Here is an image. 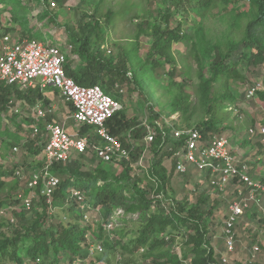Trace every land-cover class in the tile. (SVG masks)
Instances as JSON below:
<instances>
[{
	"label": "rangeland",
	"instance_id": "rangeland-1",
	"mask_svg": "<svg viewBox=\"0 0 264 264\" xmlns=\"http://www.w3.org/2000/svg\"><path fill=\"white\" fill-rule=\"evenodd\" d=\"M48 1L39 4L40 0H0V19L6 30L15 38L33 37L45 43L58 45L65 52L69 64L78 68L82 61L76 54L77 45L72 43L70 31L78 32L81 21L98 18L101 23V34L99 38L92 35L91 50L98 56L105 54L111 58L112 64L119 69L122 59L128 61V66L123 70L125 76L108 74L105 78L110 81L106 84L110 88L107 91L117 95L123 104V109L118 114L120 122H140L152 112L159 114L157 119L160 123L165 125L166 119L175 126H185V118L193 126L203 118L212 117L218 121V134L226 136L233 146H236V153L242 159L252 155V148L245 142L244 133L250 125L264 122V104L256 96L251 99L246 98L245 88L254 81L264 83V68L241 63L237 69L243 74V80L230 78L225 83H215L217 91L212 95L213 101L210 102L212 109L209 113L200 93V81L203 77L206 79L210 76L208 69L210 60L215 57L218 50L223 52L232 50V43L241 38L248 19V13L244 15L243 12L249 6L250 0H230L228 4H224L221 0H213V8L203 16L193 9L198 5L199 0ZM51 3L55 5L52 6ZM43 10H50L56 16L46 15L48 13H43ZM107 14L110 15L109 21L106 20ZM199 24L202 31L198 30ZM154 28L159 32L178 30L181 35L186 34L193 39L186 43L172 41L166 46V50L164 49L166 55L161 58L156 51L151 58L156 64L153 66L147 60V56L157 37V34L151 35ZM31 90H34L32 94H35L36 88ZM27 91L25 95L27 97L19 104V113L13 110L15 100L10 101L5 109H1L0 105V200L10 195L13 197L18 188H24L25 177H15L14 172L23 167L25 176L28 171L37 168L38 159L30 153L29 147H37L45 141V136L33 134L31 128L33 120L31 121L32 117L26 108L40 102L33 101L31 97L33 95L29 90ZM227 93L233 96V100L222 99V95ZM55 98L50 99L47 91L42 94L41 103L54 106V114L46 119L66 122L68 131H74L76 125L69 117L72 105L65 102L59 93ZM179 98L185 100V105L183 104L181 109H176L175 100ZM230 106L236 107L237 113L231 111ZM123 132L118 135L123 137L126 143V135H123L126 131ZM33 139L37 140L33 141ZM135 139L136 142L137 139L141 142L140 135L135 136ZM14 146L18 147V151L13 152ZM139 155L135 156L137 159L134 163L137 162ZM73 161L67 164L72 166ZM156 162H159V167L165 170L167 176L165 195H162V190L158 186V178L149 174V169L151 170ZM142 164L144 168L137 167L127 173L116 165L97 161L92 155H84L78 159V164L74 165L75 171L79 170L84 175L95 174L96 169L101 168L107 179L121 187L118 201H115L117 205L110 208L112 217L116 220L112 221V217L109 218L111 214L108 218L104 217L100 198L97 205L94 203L96 200L92 202L89 199L91 209L88 212L89 221L86 222L89 223L90 228L85 233V239L79 240L82 257L71 260L68 255V258H63L64 254L59 249L57 256L61 259H58L56 264H153V256L145 255L142 248L140 251L131 252L130 247L123 249L121 245L130 240L134 231L140 226L137 212L122 213L128 200L136 196L137 192L143 193L148 200H152L153 207L163 209L164 213H170L173 207L178 210L174 204L175 200L183 201L190 206L202 195L205 199L202 207L207 209L204 218L209 243L216 258L224 264H264V204L262 209L252 207L239 219L236 225L235 249L232 253H228L223 240V221L231 194L215 191L209 184L208 176L203 172L196 170L194 172L190 168V174L177 173L173 169L168 152L162 150V147L152 145L144 154ZM52 173L62 182L71 177L81 178L79 184L85 188L91 198L97 188L106 182L103 179L93 182L83 174L73 176L70 172L56 168ZM159 194L162 197H158ZM120 197L125 200L118 204ZM69 206L75 210L74 205ZM68 209L70 208L61 210L66 218L71 214ZM119 210L122 212L117 213ZM106 218L110 219L111 225L104 229V239L97 238L101 222H106ZM86 222H81L80 225L84 227ZM175 225L163 231L166 239L170 238L173 244L169 255L159 260L162 264H175L171 255L182 254V250L187 246L194 249L195 241L191 239L194 237V231L189 227V223L175 222ZM106 240L109 242L108 247L105 246ZM118 240L122 243H117ZM98 242L102 245V250H93L94 252L91 253V245ZM255 246L258 247L257 250L254 249ZM223 256L226 258L225 261L222 259ZM190 258L189 254L183 260L188 261ZM51 260L42 256L41 264L52 263ZM186 261L184 264H187ZM36 262L39 261L33 262L26 257L22 264H36Z\"/></svg>",
	"mask_w": 264,
	"mask_h": 264
},
{
	"label": "built area",
	"instance_id": "built-area-1",
	"mask_svg": "<svg viewBox=\"0 0 264 264\" xmlns=\"http://www.w3.org/2000/svg\"><path fill=\"white\" fill-rule=\"evenodd\" d=\"M51 5L54 6L55 3ZM65 63L66 54L58 45L36 38H15L0 19V82L15 85L21 91L36 88L41 94L48 91V88L57 90L61 98L72 105L69 117L76 125V129L70 132L66 122L47 120L54 114V106L43 105L41 100L40 103L27 106L31 121L33 120V134L45 136V141L40 160L36 161L38 167L28 171L25 176L23 167L16 168L15 171L16 177H25L24 188L14 195L23 209L32 208L39 190L49 208L54 210L55 190L61 184L60 178L50 171L55 163H65L74 155L89 154L102 163L117 165L126 162L134 169L144 168V154L161 135L159 147L168 152L177 173H188L190 168L203 172L215 191L231 194L223 221V240L226 252L232 253L239 219L252 207L262 209L264 204V123L250 125L246 129L244 140L252 148V155L246 159L236 153V146L224 135L214 132L204 134L195 126H175L166 119L164 125L149 115L126 131L124 143L107 128V121L123 109L120 99L102 89L99 84L76 83L67 75ZM261 90H264V83L254 81L245 88V97L254 98ZM229 109L237 113L236 107L230 106ZM13 110L19 113V105ZM84 126H87L85 131ZM40 127L43 133L40 132ZM137 128L141 130V142L139 139L136 142L135 139ZM140 145L144 149L134 163L132 155ZM15 151H18L17 146L13 147V152ZM158 197L162 195L159 194ZM64 204L76 206L82 214V221H89L91 206L86 201L84 189L70 185L66 189ZM121 212L119 210L117 213ZM0 216L11 223L15 222L12 207L0 206ZM111 219L116 220L113 217ZM108 225H111L110 219L103 223V228L107 229ZM90 248L93 253V250L101 251L102 245L98 242ZM254 249L257 250L258 247L255 246ZM222 259L226 260L224 256Z\"/></svg>",
	"mask_w": 264,
	"mask_h": 264
},
{
	"label": "trees",
	"instance_id": "trees-1",
	"mask_svg": "<svg viewBox=\"0 0 264 264\" xmlns=\"http://www.w3.org/2000/svg\"><path fill=\"white\" fill-rule=\"evenodd\" d=\"M43 1L49 2L48 0H40L39 4H43ZM221 1L224 4L231 2L230 0ZM213 6V0H199L198 5L194 6L193 9L196 10L199 15L203 16L206 14V12L212 9ZM45 12L48 13L46 15L51 14L56 16L54 13L50 12V10H43V13ZM246 13H248V19L245 23L244 29L242 30L241 38L232 43V50L228 49L224 52L221 50L217 51L215 57L209 62L208 69L210 76L206 79L203 77V79L200 81V93L205 100L204 102L208 113L212 109V106H210V102L213 101L212 95L217 91V87L214 86L215 83H225L230 78L243 80V74H241L237 69V66L241 63L253 66H262L264 68V0H250L249 6L246 8L243 14L245 15ZM84 16L86 15L84 14ZM109 19L110 15L107 14L106 20L109 21ZM198 30L202 31L201 24L198 25ZM177 31L171 30L168 32H159L157 28L153 29L151 35L155 36V34H157V37L153 42L151 50L147 56V60L152 63L153 66H156V64L152 62L153 60L151 58H153L152 56H154L156 51H158V54L161 58L166 55V46L172 43V41H182L186 43L187 41H191L193 39L192 36L186 34L181 35L180 31ZM93 34L98 38L101 34V23L98 18L84 22L81 21L78 32L70 31L72 38L71 41L77 45L75 51L78 57L81 59L82 64L78 68H75L69 64V60L66 57L65 70L67 75L72 77L76 83L81 85L101 84L100 86L102 89L107 91L110 88L106 84H108L110 81L105 79L106 75L117 74L118 76H121L122 74L125 76L123 70L128 66V61L126 59H122L121 67L119 69L112 64L111 58L107 57L105 54H101L99 56L96 55L91 50ZM28 38L31 39L33 37ZM134 80H136L135 77ZM32 91L34 90H31L30 94H32ZM27 92L28 91L19 90V88L15 85L9 86L0 82L1 109H5L6 105L12 100H15L13 105L17 107L19 104H21L22 99L27 97L25 96L27 95ZM32 95L33 96L31 97H33V101L42 100V94L39 89H36L35 94ZM255 96L262 104H264V90L258 91ZM223 98L230 101L233 100V96L230 93L223 94L222 99ZM179 101H181V103H179ZM175 102L176 109H181V106L184 104L185 100L183 101L181 98H179L176 99ZM120 112L114 114L107 121V128L110 133L119 136V138L123 141L124 138L120 137L118 134L124 130L127 131L131 127L137 126L139 122H120L118 116ZM185 113L186 111L183 112V114ZM158 116L159 114L155 112H152L149 115V117L152 119H157ZM217 123L218 121L211 117L203 118L202 120L196 122V124L193 126L199 128L204 134L208 132L219 133ZM189 125L190 124L187 118H185V126ZM39 126H41V124H39ZM86 129L87 126H84L83 130ZM139 135L142 136L141 130L137 128L135 131V136ZM35 140L33 139V141ZM161 141L162 139L160 135L155 139L152 145L159 147ZM43 144L44 143L37 147H29L31 150L30 153H32L34 157L37 156L38 160H40L41 157ZM142 149L143 147L141 145L136 148L132 155L133 161L137 159H135V156L137 157L141 153ZM136 153L137 155H135ZM81 156L84 155H74L72 159L65 163H55L51 167L50 171L52 172L56 168L65 172H70L73 176H79L83 173L79 170L75 171L76 166L74 167V165L78 164V159L81 158ZM71 161H73L72 166L67 164ZM158 161L161 162L160 159H158ZM159 162H156L152 165L151 170L149 169V174H152L158 178V186L162 190V195H165L164 190H166L167 176L165 170L162 167H159ZM41 164L42 163L40 161V165ZM116 166L125 170L127 173L134 171V168H132L130 164L126 162H121V164H117ZM84 176L92 179L93 182H97L98 179H103L106 182L103 184V186L97 188L96 192L92 194L91 198L90 195H88V193L85 191V188L79 184L81 178L75 179L71 177L66 181H61L60 186L55 190L54 194V210L49 208L48 204L45 202V197L42 196L39 190L38 196L36 199H34L33 206L30 210L23 209L21 203L19 204L18 199L16 200L14 198L13 200L14 195L13 197L10 195L0 200V206H12L14 208L12 213L15 216V222L13 223L0 216V264H22L26 257H28L30 260H33V262L36 260L39 261L38 263L36 262V264H41L42 256L47 259H52V263L49 264H56L58 259H61L60 256H57L59 249L62 250L61 253L64 254L63 258H68V255L71 260L82 257L79 240L85 239V233L90 228V226H88L89 223L87 222V224H84V227L80 225V223L83 222L81 220L82 214L76 206L75 210H73L72 206H66L64 204L66 189L70 187V185H74L81 189L83 188L86 193V201L88 200L87 202L89 205V199L92 202H94L93 200H96V202H94L96 205L100 200V202L103 203L101 211L104 214V217L107 218L108 215L111 214L110 208L115 205V201H118V194L121 192V187L114 185L115 182L107 179V177L104 175V171L101 168H97L95 174L87 173ZM27 193L28 190H26V194ZM135 195L136 196H133L134 198L132 197L130 200H128L124 212H137V218L139 219L140 226H138L137 230L134 231V234H132V238L127 242L122 243L121 240L117 241V243H122L121 245L123 249L130 247L131 252H137L142 248L145 252V255L148 254L153 256V264H162V262H159V260H162V257L169 255L170 248L173 244L170 238L166 239V235L163 234V231H165L167 227H175V222H182V224L189 223V227L194 231V237L191 238L195 241L193 246L194 249L192 250L191 246H187L182 250V254H176L174 256L172 254L171 256L174 259L175 264H184V261L186 260L183 259L187 258L189 254L191 258L190 260L186 261L187 264H224L220 261V259L216 258L214 250L209 243L208 230L204 218L206 216L207 209L205 210L202 207V205L205 203V199L202 195L198 197L196 203L191 204L190 206H188V204L184 203L183 201L178 202L179 200H172L174 201V204H176V208H178V210L173 207L170 213H164V210L157 206L153 207L152 200H148L143 193L137 192ZM161 199L162 198H159V200ZM124 200L125 198L121 199L120 197L118 204ZM67 207L70 208L68 209V212L71 213L69 218H66V216L61 211ZM183 210L186 211L182 213L181 211ZM55 219H57V221H55ZM104 222L105 221L101 222L99 231L98 233L96 232L98 235L97 238H105L103 237ZM157 234H161L162 236L157 237ZM108 244L109 242L106 240L105 246L108 247ZM65 252L68 254L66 255Z\"/></svg>",
	"mask_w": 264,
	"mask_h": 264
},
{
	"label": "crops",
	"instance_id": "crops-1",
	"mask_svg": "<svg viewBox=\"0 0 264 264\" xmlns=\"http://www.w3.org/2000/svg\"><path fill=\"white\" fill-rule=\"evenodd\" d=\"M49 91V92H48ZM48 91H47V95L50 97V99H52V98H57V93H58V91L57 90H55V89H51V88H48ZM53 96H55V97H53ZM55 98V99H56ZM85 131V130H84ZM194 170V169H193ZM190 171V170H189ZM194 172H196L195 170H194ZM187 174H190V172L189 173H187Z\"/></svg>",
	"mask_w": 264,
	"mask_h": 264
},
{
	"label": "bare ground",
	"instance_id": "bare-ground-1",
	"mask_svg": "<svg viewBox=\"0 0 264 264\" xmlns=\"http://www.w3.org/2000/svg\"><path fill=\"white\" fill-rule=\"evenodd\" d=\"M124 133V132H123Z\"/></svg>",
	"mask_w": 264,
	"mask_h": 264
}]
</instances>
